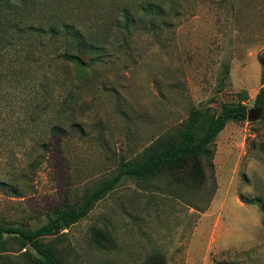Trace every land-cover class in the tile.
Wrapping results in <instances>:
<instances>
[{"label":"rangeland","instance_id":"1","mask_svg":"<svg viewBox=\"0 0 264 264\" xmlns=\"http://www.w3.org/2000/svg\"><path fill=\"white\" fill-rule=\"evenodd\" d=\"M65 27L101 47L87 68L61 57ZM263 51L264 0H0V224L81 205L190 109L213 116L243 92L253 108ZM213 143L198 188L123 180L41 243L61 264H264V119L227 122ZM34 259L5 237L0 264Z\"/></svg>","mask_w":264,"mask_h":264},{"label":"trees","instance_id":"2","mask_svg":"<svg viewBox=\"0 0 264 264\" xmlns=\"http://www.w3.org/2000/svg\"><path fill=\"white\" fill-rule=\"evenodd\" d=\"M1 1L7 4L10 2V0ZM142 7L154 18L163 15L158 4L147 3ZM121 15L125 27L135 17L126 9H122ZM69 30L72 37L70 52L62 54L61 57L73 67L85 69L99 56L101 47L95 40L85 37L81 32L73 31L71 28ZM258 63L259 82L264 84V51L258 57ZM225 73L226 69H224ZM246 99L247 95L243 92L235 102L221 103L218 112L213 116H206L201 110L190 109L174 133H165L155 138L138 156L119 160L114 174L87 194L82 204L76 208L61 210L55 217L47 219L46 223L34 229L0 224V252L5 243V237H13L33 252L35 255L33 264H61L54 250L43 245L41 239L54 236L69 225L83 219L97 201L123 180L144 182L165 175L175 184L198 188L204 181L201 163L212 159L216 135L227 122L246 121L247 109L244 104ZM252 106L262 109L259 119H264V87L259 88L254 95ZM197 130H200L199 135L196 134ZM156 259L151 258L147 262L155 264Z\"/></svg>","mask_w":264,"mask_h":264},{"label":"water","instance_id":"3","mask_svg":"<svg viewBox=\"0 0 264 264\" xmlns=\"http://www.w3.org/2000/svg\"><path fill=\"white\" fill-rule=\"evenodd\" d=\"M262 114V109L259 107H253L246 110V120L248 122H255L257 121Z\"/></svg>","mask_w":264,"mask_h":264}]
</instances>
